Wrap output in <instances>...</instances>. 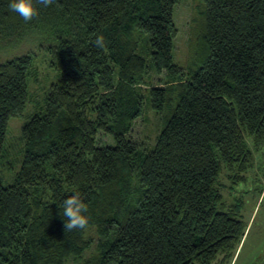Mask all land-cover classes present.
<instances>
[{"label": "trees", "instance_id": "16d2710c", "mask_svg": "<svg viewBox=\"0 0 264 264\" xmlns=\"http://www.w3.org/2000/svg\"><path fill=\"white\" fill-rule=\"evenodd\" d=\"M10 2L0 0V41L39 31L56 78L21 124L11 182L0 174V264L230 259L245 222L240 200L224 203L219 176L227 169L233 182L243 179L253 155L247 137L264 144V0H204L189 66L172 54L179 0H55L37 3L31 22ZM101 35L103 50L94 45ZM34 56L0 60V162L8 119L28 100ZM152 72L166 82L147 81ZM145 97L165 111L151 146L128 134ZM99 131L113 143L98 144ZM74 193L89 227L67 232L61 212Z\"/></svg>", "mask_w": 264, "mask_h": 264}, {"label": "rangeland", "instance_id": "374dc122", "mask_svg": "<svg viewBox=\"0 0 264 264\" xmlns=\"http://www.w3.org/2000/svg\"><path fill=\"white\" fill-rule=\"evenodd\" d=\"M204 8V0H179L174 5L173 17L177 31L173 39L172 54L173 59L182 66H189L193 63L199 37L204 27ZM19 35L4 39L5 42L0 41V60L28 50L35 54L32 72L28 79L29 91L25 109L8 119L5 153L0 162L3 183L11 182L22 156L23 141L20 137L22 122L28 118L29 113L41 107L45 91L56 78V70L49 64V53L39 46L38 37L43 34L29 29ZM152 73L147 81L156 84L166 82L167 78L163 72ZM142 87H145L144 84ZM141 90L145 93L144 88ZM164 117L165 111L153 109L145 97L143 110L132 121L129 136L138 143L153 145ZM247 140L253 155L251 165L243 172L244 178L233 182L235 175L230 177L231 172L227 169H222L219 176L224 203L228 205L237 200L241 201L240 216L245 222L244 234L230 259L229 257L224 259L222 254H219L213 264H249L264 256V144L255 146L250 138L247 137ZM96 141L98 144H112L113 138L110 134L99 131ZM90 251L91 249H86L84 256H87ZM75 263L76 260L71 258L64 262V264Z\"/></svg>", "mask_w": 264, "mask_h": 264}, {"label": "clouds", "instance_id": "9594fccd", "mask_svg": "<svg viewBox=\"0 0 264 264\" xmlns=\"http://www.w3.org/2000/svg\"><path fill=\"white\" fill-rule=\"evenodd\" d=\"M37 3L48 7L53 5L55 0H11L8 7L10 11L16 13L25 22H31L39 15ZM94 45L96 48L103 50L106 46L105 38L102 35L97 36ZM87 212L88 208L79 193H74L64 199L61 215L65 219V230L67 232L87 230L89 227Z\"/></svg>", "mask_w": 264, "mask_h": 264}]
</instances>
